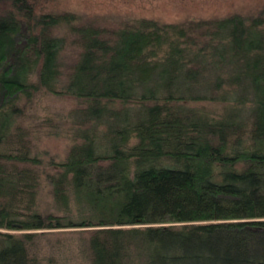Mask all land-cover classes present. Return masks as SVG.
I'll list each match as a JSON object with an SVG mask.
<instances>
[{"label":"trees","instance_id":"1","mask_svg":"<svg viewBox=\"0 0 264 264\" xmlns=\"http://www.w3.org/2000/svg\"><path fill=\"white\" fill-rule=\"evenodd\" d=\"M0 6V264H42L57 229L89 230V264H264L263 17L106 27ZM40 93L76 100L61 160L22 125ZM204 101L232 107L186 105Z\"/></svg>","mask_w":264,"mask_h":264},{"label":"rangeland","instance_id":"2","mask_svg":"<svg viewBox=\"0 0 264 264\" xmlns=\"http://www.w3.org/2000/svg\"><path fill=\"white\" fill-rule=\"evenodd\" d=\"M38 12H71L82 21H94L106 27H116L119 22L135 18H152L161 22H181L189 19H210L241 14L264 18V0H31ZM4 6H0V9ZM67 48L62 53V63L74 59ZM76 100L70 96L40 93L25 110L22 125L27 128L34 150L46 152L56 160L65 157L71 139L66 133L70 123L66 115L75 108ZM188 107L217 114L232 107L231 102H194ZM246 102L241 109L249 108ZM39 208L49 211L51 196L48 187L41 184ZM88 229L45 230L35 239L41 249L42 264H89L85 241ZM41 232V231H35Z\"/></svg>","mask_w":264,"mask_h":264}]
</instances>
